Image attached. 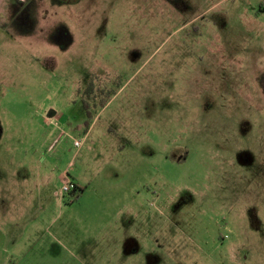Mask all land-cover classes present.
Segmentation results:
<instances>
[{"label": "rangeland", "instance_id": "rangeland-1", "mask_svg": "<svg viewBox=\"0 0 264 264\" xmlns=\"http://www.w3.org/2000/svg\"><path fill=\"white\" fill-rule=\"evenodd\" d=\"M0 264H264V0H0Z\"/></svg>", "mask_w": 264, "mask_h": 264}, {"label": "trees", "instance_id": "trees-1", "mask_svg": "<svg viewBox=\"0 0 264 264\" xmlns=\"http://www.w3.org/2000/svg\"><path fill=\"white\" fill-rule=\"evenodd\" d=\"M27 2H21L20 4L21 5H24V4H26ZM11 6H13L14 7V5L12 4ZM92 87V88H91ZM105 89L104 90H102V89H94V86L93 85H89V88H88V90H87V92H89V95L90 96H93L95 93L97 94H101V93H105ZM108 92V97L110 96V95H114L115 93H113L112 91H107ZM88 99H89V97H88ZM79 191H82L79 187H78V185L77 184H75V190H73V191H71L70 193H76V192H79Z\"/></svg>", "mask_w": 264, "mask_h": 264}, {"label": "built area", "instance_id": "built-area-1", "mask_svg": "<svg viewBox=\"0 0 264 264\" xmlns=\"http://www.w3.org/2000/svg\"><path fill=\"white\" fill-rule=\"evenodd\" d=\"M73 145L76 148H80L82 146V142L81 141H74L73 142ZM73 190H75V183H73L71 181H68L67 179H64L63 180V186H62L61 192L63 194H65V193H70Z\"/></svg>", "mask_w": 264, "mask_h": 264}, {"label": "water", "instance_id": "water-1", "mask_svg": "<svg viewBox=\"0 0 264 264\" xmlns=\"http://www.w3.org/2000/svg\"><path fill=\"white\" fill-rule=\"evenodd\" d=\"M48 118H51V115L50 114L48 115Z\"/></svg>", "mask_w": 264, "mask_h": 264}, {"label": "flooded vegetation", "instance_id": "flooded-vegetation-1", "mask_svg": "<svg viewBox=\"0 0 264 264\" xmlns=\"http://www.w3.org/2000/svg\"><path fill=\"white\" fill-rule=\"evenodd\" d=\"M61 1H68V0H61Z\"/></svg>", "mask_w": 264, "mask_h": 264}]
</instances>
